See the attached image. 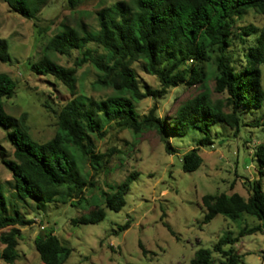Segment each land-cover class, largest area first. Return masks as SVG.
<instances>
[{
  "label": "trees",
  "instance_id": "16d2710c",
  "mask_svg": "<svg viewBox=\"0 0 264 264\" xmlns=\"http://www.w3.org/2000/svg\"><path fill=\"white\" fill-rule=\"evenodd\" d=\"M1 1L8 9L29 19H36L47 2ZM64 1L69 9H74L86 0ZM250 9L264 14V0H115L96 10V29L86 30L79 23L78 31L63 24L47 38L43 47L63 55L77 50L79 56L73 65L64 66L43 54L30 63V71L52 75L72 93L75 69L88 61L98 72L93 82L109 87L112 92L98 100L74 96L67 99L56 112L54 133L42 141L32 139L21 125L24 114L14 117L4 112L2 98L14 93L15 82L6 72L0 71V126L5 129V137L12 146L10 158L0 146V161L10 172L15 194L34 200V207L38 209L61 193L77 196L91 186L93 181L79 170L74 151L87 159L94 174L101 170L107 154L93 151V135L101 134L104 122L132 133L154 129L159 135L166 129L184 134L190 127L197 128L201 135L196 146L181 157L184 171L194 170L200 164L197 149L211 143L212 123L222 122L232 128L233 134L240 124L260 125L262 115L247 122L242 120L241 113L244 107H258L264 97L257 67L264 61V31L252 24L233 29L236 18ZM44 27L38 26V32ZM235 40H239L244 57V63L238 67L233 63L234 52L230 48ZM6 47L5 39L0 37V61L7 60ZM134 62L155 76L158 86L143 82L132 66ZM209 79L213 80L214 90L223 93V97H210ZM179 83L197 84L199 90L180 103L169 119L156 114V98ZM145 97L154 101L145 113L138 114L134 103ZM253 155L263 164L264 144H257ZM263 173L260 170V175ZM135 174L136 171H129L110 192H101L105 207L121 208L124 204L122 194ZM249 189L246 197L236 191L201 196L204 208L201 223L208 222L216 214L233 221L249 215L256 222L240 225L234 235L224 231L209 247H197L189 264H211L213 253L219 255L221 264H246L233 244L240 236L264 228V190L260 177L250 182ZM103 216V208L94 205L86 215L73 217L70 222L92 223ZM128 222L125 220L119 228L127 227ZM31 223L33 219L15 205L7 206L0 189V229L6 228L0 231V259L13 264L18 256L20 226ZM32 243L43 264H60L69 252L52 229L42 226ZM138 244L145 252L141 243ZM260 264H264V251Z\"/></svg>",
  "mask_w": 264,
  "mask_h": 264
},
{
  "label": "rangeland",
  "instance_id": "374dc122",
  "mask_svg": "<svg viewBox=\"0 0 264 264\" xmlns=\"http://www.w3.org/2000/svg\"><path fill=\"white\" fill-rule=\"evenodd\" d=\"M114 1L86 0L69 9L64 0H47L36 19H29L8 9L0 0V37L5 39L7 46V60L0 61V71L6 72L15 82L14 93L2 98L3 110L14 117L24 114L21 125L32 139L42 141L54 133L56 112L70 97L98 100L112 92L109 87L93 82L98 72L88 61L76 67L72 93L52 75L33 73L29 67L43 54L59 64L72 66L79 56L77 50L69 55L45 50V41L63 24L78 31L79 23L86 30L96 29V10ZM248 24L264 31V14L250 9L236 18L233 29ZM38 26L45 27L38 32ZM230 48L234 52V65H242L244 57L239 40H235ZM187 63H191L190 60ZM132 66L143 82L158 86L155 76L145 72L139 63L134 62ZM257 67L264 93V61ZM207 85L212 99L224 96L214 90L212 79L207 81ZM198 90L197 84L179 83L169 87L164 96L155 100L156 114L169 119L176 107ZM153 101L151 97L135 101L136 112L145 113ZM260 115L264 121V97L258 107H244L241 118L248 122ZM261 121L258 126L240 124L235 134L222 122L212 123L211 143L198 146L201 162L190 171L182 169L181 157L196 146L201 135L197 128L190 127L184 134H174L166 129L159 135L154 129L132 133L125 128H116L111 122H104L101 134L93 135V151L107 154L101 170L94 174L87 159L74 151L79 170L87 173L93 184L77 196L61 193L54 201L38 209L34 207V200L15 194L10 172L0 161V189L7 206L15 205L33 219V223L20 226L16 246L18 256L13 264H43L32 243L41 226L52 229L59 241L69 248L60 264H189L197 247H209L224 231L234 235L240 225L256 222L249 215L233 221L216 214L208 222L201 223L204 209L201 196L236 191L246 197L250 182L258 177L264 190V173L260 175V170L264 171V163L260 164L253 155L256 145L264 144V124ZM0 146L6 157H12V146L1 126ZM132 170L136 174L122 194L124 204L118 210L105 207L101 192H110ZM94 205L103 208L101 219L92 223L70 222L73 217L86 215ZM127 219L128 226L120 229L119 226ZM139 242L145 252L141 251ZM233 246L244 263L260 264L261 252L264 251V228L240 236ZM0 264L8 263L0 259ZM211 264H221L219 255L213 253Z\"/></svg>",
  "mask_w": 264,
  "mask_h": 264
}]
</instances>
